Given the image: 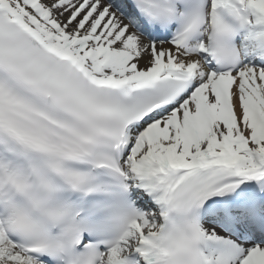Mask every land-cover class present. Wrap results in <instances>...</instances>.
<instances>
[{
    "label": "snow or ice",
    "instance_id": "obj_1",
    "mask_svg": "<svg viewBox=\"0 0 264 264\" xmlns=\"http://www.w3.org/2000/svg\"><path fill=\"white\" fill-rule=\"evenodd\" d=\"M0 264H264V0H0Z\"/></svg>",
    "mask_w": 264,
    "mask_h": 264
}]
</instances>
